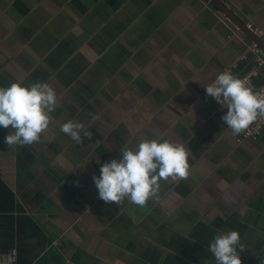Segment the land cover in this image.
<instances>
[{"label": "crops", "instance_id": "0c3cea01", "mask_svg": "<svg viewBox=\"0 0 264 264\" xmlns=\"http://www.w3.org/2000/svg\"><path fill=\"white\" fill-rule=\"evenodd\" d=\"M252 42L214 0H0V177L63 264H264V141L208 93Z\"/></svg>", "mask_w": 264, "mask_h": 264}, {"label": "built area", "instance_id": "2783aa9c", "mask_svg": "<svg viewBox=\"0 0 264 264\" xmlns=\"http://www.w3.org/2000/svg\"><path fill=\"white\" fill-rule=\"evenodd\" d=\"M249 29L264 42V32L249 24ZM252 56L242 54L245 63L242 72L226 70L216 80L208 93L219 95L217 109L228 114L231 123L240 124L239 139L249 138L264 141V80L256 83L258 69L264 66V50L256 43L249 46ZM226 83V85H225ZM17 250L12 247L0 253V264H14Z\"/></svg>", "mask_w": 264, "mask_h": 264}, {"label": "trees", "instance_id": "16d2710c", "mask_svg": "<svg viewBox=\"0 0 264 264\" xmlns=\"http://www.w3.org/2000/svg\"><path fill=\"white\" fill-rule=\"evenodd\" d=\"M18 210L13 191L0 177V253L15 245L17 258L14 264H54L56 260V264H63L58 253L47 247L50 239L39 225Z\"/></svg>", "mask_w": 264, "mask_h": 264}, {"label": "water", "instance_id": "95a60500", "mask_svg": "<svg viewBox=\"0 0 264 264\" xmlns=\"http://www.w3.org/2000/svg\"><path fill=\"white\" fill-rule=\"evenodd\" d=\"M214 2L228 17L236 21V24L239 26V28L242 29L249 36V38L253 40V42H255L264 50V42L260 38H258L250 29H248L247 26H245L243 22L239 18H237L233 14V12L229 8H227V6H225V4H223L219 0H214Z\"/></svg>", "mask_w": 264, "mask_h": 264}]
</instances>
